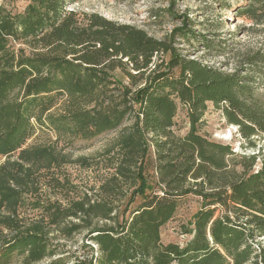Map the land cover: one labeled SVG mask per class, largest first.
Wrapping results in <instances>:
<instances>
[{"label":"trees","instance_id":"1","mask_svg":"<svg viewBox=\"0 0 264 264\" xmlns=\"http://www.w3.org/2000/svg\"><path fill=\"white\" fill-rule=\"evenodd\" d=\"M77 1L29 0L15 14L0 4V264L55 256L50 224L67 234L87 229L96 248L83 245L91 256L76 264H264V144L239 159L230 144L200 132L211 102L244 138H264V104L254 99L251 79L187 58L134 25L70 9ZM234 10L264 22V0H244ZM175 34L223 52L215 38L187 27ZM168 53V62L157 59ZM248 63L264 81V53ZM180 105L190 124L183 136L173 129ZM37 126L51 128L56 141L27 145ZM120 128L115 172L103 188L120 187L121 180L137 186L134 192L145 197L128 216L114 214L107 199L85 198L73 211L57 208L50 222L24 223L20 208L26 193L37 191L36 176L68 162L60 140H91ZM149 156L155 157L158 187L145 175ZM190 195L201 205L183 224L188 239L163 242V226ZM69 216L79 222L61 226Z\"/></svg>","mask_w":264,"mask_h":264},{"label":"rangeland","instance_id":"2","mask_svg":"<svg viewBox=\"0 0 264 264\" xmlns=\"http://www.w3.org/2000/svg\"><path fill=\"white\" fill-rule=\"evenodd\" d=\"M222 1L223 6L214 0H78L69 4V8L80 12H97L116 22L144 29L151 36L172 43L179 53L187 58L199 59L226 72L239 70L251 79L255 87L254 99L264 104L263 78L256 72L257 65L252 66L248 63L250 57L264 53V22L256 24L236 14L234 8L244 0ZM28 2L29 0H0V4L14 14L22 12ZM181 27H187L200 37L215 38L223 47V52L206 49L175 34ZM174 34L176 36L172 38ZM21 46L24 47L21 44L15 45L17 49ZM171 56L170 53L160 54L157 59L163 57L168 62ZM113 73L124 83H129V79L120 69ZM189 127L187 109L180 105L173 129L177 135L183 136ZM121 129L91 140L80 138L60 140L57 143L58 149L67 155L68 162L36 176L37 191L34 189L33 192L26 193L20 208L24 223L30 224L43 217L45 222H50L51 215L57 208L73 211L74 203L85 198L107 199L114 207V214H119L120 218L124 213L128 216L145 197L134 192L137 186L121 180L120 187L103 188L105 182L115 172L114 163L119 150L113 146ZM200 132L212 140L230 144L240 155L239 159L257 153L264 144L261 135L252 136L250 141L244 138L238 126L229 123L222 109L211 102L208 103L203 116ZM53 141H56V134L51 128L37 126L27 145H47ZM108 149H111V152H108ZM4 160L5 158L0 159V165ZM155 166V157L149 156L145 161V175L153 187H158ZM150 192V189L146 190V194ZM200 205L201 199L198 196L190 195L185 198L174 219L163 226L161 231L163 242L185 243L189 235L184 232L183 224L189 223ZM73 222L79 220L69 216L61 226L71 225ZM105 222L101 220L99 223ZM49 227V237L57 249V254L34 264H48L56 259H63V264H76L79 260L91 256V253L87 252L89 249L83 245L91 244L96 248V244L86 236L87 229L67 234L56 224H50Z\"/></svg>","mask_w":264,"mask_h":264}]
</instances>
